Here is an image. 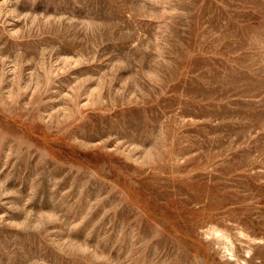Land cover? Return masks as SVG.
I'll use <instances>...</instances> for the list:
<instances>
[{"label": "rangeland", "instance_id": "obj_1", "mask_svg": "<svg viewBox=\"0 0 264 264\" xmlns=\"http://www.w3.org/2000/svg\"><path fill=\"white\" fill-rule=\"evenodd\" d=\"M0 264H264V0H0Z\"/></svg>", "mask_w": 264, "mask_h": 264}]
</instances>
